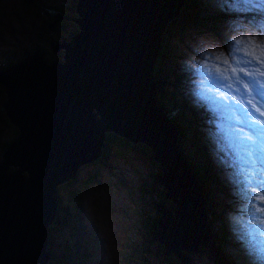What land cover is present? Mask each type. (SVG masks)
Returning <instances> with one entry per match:
<instances>
[{
  "label": "water",
  "instance_id": "1",
  "mask_svg": "<svg viewBox=\"0 0 264 264\" xmlns=\"http://www.w3.org/2000/svg\"><path fill=\"white\" fill-rule=\"evenodd\" d=\"M182 1L75 0L71 19L79 30L67 40L47 39L52 52L62 47L60 58L43 60L35 47L0 69V111L18 129L0 158V264L44 263L58 184L101 154L108 130L146 142L160 163L156 176L178 206L172 217L153 204L161 214L151 233L165 243L162 252L183 264L181 247L202 243L214 264H229L205 222L194 173L176 149V128L155 102L152 61L161 28ZM55 11L56 19L44 14L49 29L62 16Z\"/></svg>",
  "mask_w": 264,
  "mask_h": 264
},
{
  "label": "rangeland",
  "instance_id": "2",
  "mask_svg": "<svg viewBox=\"0 0 264 264\" xmlns=\"http://www.w3.org/2000/svg\"><path fill=\"white\" fill-rule=\"evenodd\" d=\"M209 2L211 6L216 7L217 0ZM218 2V7L211 8V12H221L226 16H218L224 19L218 20L211 33L197 30L185 34L183 55L188 56L186 61L197 67L200 73L192 81L193 88L198 94L211 99L214 113L220 117L219 119L211 117V164L215 176L219 178L220 173L229 187L227 192L226 183L218 181L220 202L236 203L233 208L223 211L222 223L227 227L225 238L233 243V250L244 257L243 261L246 262L243 264H264V212L255 211L264 208V138L258 145L256 164L253 168L248 162L249 153L244 143L248 135L246 127L239 120L235 109L226 107L239 104L241 108L255 112L259 106L256 101L248 104V100L253 96L251 88H244L247 81L237 82L236 76L243 77L249 72H255L256 68L264 71V64L260 63L264 59V55L261 54V47H264V4L261 5L256 0H252L250 5L241 4L240 0ZM27 3L13 0L10 9L6 10L3 0H0V50L19 40L22 30L26 28L25 22L30 23L29 31L31 34L34 33L37 20L30 13L24 14L21 9V5L26 7ZM49 13L55 14L54 19L57 18L56 11ZM76 16L77 11L73 8L70 19ZM72 22L75 23L74 20ZM240 39L243 43L237 44L236 41ZM250 40L253 43H250ZM253 44L257 47L254 48ZM245 45L248 46L247 49ZM256 57H259V60ZM225 59L228 60V64L224 63ZM250 60L252 62L248 63ZM233 67L237 69L244 67L245 72L237 71L234 76L231 71ZM226 68L228 71L221 76V72ZM251 78L264 86V77L257 74ZM263 118L257 113V122ZM5 132L6 135L11 134L6 130ZM107 132L111 133L108 130L105 134ZM224 133L228 140L223 138ZM215 136L218 137L217 141ZM228 141L234 142V146L228 145ZM108 145L113 146L110 148L111 151L104 155L103 163H97L99 155L77 169L74 181L58 185L56 202L59 201L61 206L65 207L68 195H72L76 202L80 201L78 204L80 209L77 208L75 213L74 208L68 215V221L74 223L70 232L57 230L58 217L55 223L50 225L51 221L48 223L52 245L54 243V250L56 253L59 252L53 264H59L57 261L59 256L65 255L66 250L71 249V247L67 249L64 244L68 237L73 239V243L92 245V253L86 257L87 264H165L166 260L161 253L163 245H160L161 242L157 239L153 240L147 233L145 221L148 216L143 200L145 195L149 196V191L145 181L137 178L138 174L146 177V170L150 167L140 157H136L134 165L129 154L130 148L127 149L128 145L125 147L118 138L110 139ZM143 164L145 168L142 167ZM155 165L157 169L159 164L155 162ZM10 168L13 167L9 165L8 169ZM230 175L237 178L232 179ZM84 186L87 188L83 189ZM172 212L174 215V211ZM61 213L67 214V210L61 209ZM236 233L243 237L235 235ZM78 238L83 240L78 241ZM238 238L247 239V242H243L247 247L255 246L254 251H249L257 255L254 261L245 259L246 254ZM215 243L218 247L217 242ZM221 247L223 250L226 249L224 244H221ZM190 256L193 259L191 264H214L211 254L201 253L196 259L198 254L193 252ZM67 257L69 263L71 257ZM194 260H197V263H194ZM233 262L236 264L234 260ZM28 263L30 262L20 264Z\"/></svg>",
  "mask_w": 264,
  "mask_h": 264
},
{
  "label": "trees",
  "instance_id": "3",
  "mask_svg": "<svg viewBox=\"0 0 264 264\" xmlns=\"http://www.w3.org/2000/svg\"><path fill=\"white\" fill-rule=\"evenodd\" d=\"M12 1L13 0H3L6 10L10 9ZM19 1L24 2V0ZM45 3L43 7L40 5L39 0L35 3L29 1L26 7L21 5L24 14L30 13L32 17L34 16L37 20L35 21V31L31 34L29 31L30 23L25 22L26 28L22 30L19 40L10 43L8 45L9 48H7V46L0 50V69L19 60L25 53L30 52L35 47L40 49L43 60L51 61L61 57L62 47H60L61 54L59 57V52L54 54V52L52 53L49 51L47 43V39H49V28L41 12L44 9L49 11V7H52V10L61 11V18H65L63 19V23L61 22L62 24L56 25V31L51 35L52 40L57 42L61 39V35L67 38L77 29V23H73L70 19L75 0H46ZM219 15L226 16L221 12H211V3L209 0H183L178 10L166 19L161 28L155 57L151 65V74L154 83L155 102L176 128V149L181 158L188 164L194 173L197 190L203 197L202 205L204 206L205 222L210 230L214 243L217 242V248L222 251L223 255L226 249L223 250L221 244H224L223 241L227 239L225 238L227 227L221 223L223 211H226L228 208H233L236 203L220 202L221 192L219 190L220 188H217L218 181H224L225 183L226 181L220 173L219 178L215 176L211 164V104L207 100L205 101L198 97L197 92L193 88L192 81L199 76V70L190 62L186 61L187 55H183V36L197 30L211 33V29L215 28V24L218 20L224 19L218 18ZM66 38L65 40L68 39ZM4 96L3 86L0 83V102L3 100ZM5 130L11 134L6 135L7 133ZM17 130V127L14 128L12 124L8 122L5 113L0 111V158L1 152L5 150L7 144L13 137V133L16 134ZM115 134L122 136L124 141H121ZM105 136L106 139L104 142L106 145L109 144L110 139L114 140V137H116L125 147L126 144L128 145L126 148H130L129 154L130 157L132 156L133 161L136 157H140L141 160L143 162L146 161L150 167L147 170L145 169L146 177L138 174L137 178L145 181L147 190L149 189V196H144L143 203L148 216V219L145 221L147 233L152 238L151 231H153V228L150 225L152 223L156 225L157 217L161 214V212L156 210L153 206L154 202L162 203L167 208L170 215L173 213L172 208L176 209L177 207L172 197L164 194L163 191H167L168 188L165 189L166 186H164L156 176V173L162 171L160 163L154 158L151 147L144 141H125L124 135L113 131H111V133L107 132ZM155 162L159 164L157 169ZM135 164L134 161V165ZM142 167L145 168V164H143ZM73 179L74 177L69 178L58 185L62 186L64 183ZM85 188L87 187L84 186L83 189ZM228 188V184L226 183L227 192ZM59 196L62 198L60 193ZM70 196L71 195H68V198ZM76 207L77 204H75V208ZM157 208L160 207L157 206ZM61 209L65 210L66 208L62 207L61 203L58 201L55 206V215L51 223H55L58 217L59 223L56 226L57 230L61 229L62 232H70L71 229H73L74 223L67 219L70 213L67 212V214H62ZM172 217H175V214ZM77 240L81 241L83 239L78 238ZM46 241L45 251L47 256L43 264H53V262H56L55 256L59 254V252L56 253L54 250V243L52 245L49 230ZM72 241L73 239L68 237L67 241L64 243L67 249L68 247H71V249L66 250L67 252L65 255L61 254L59 256L57 259L58 263L87 264L85 261L86 257L88 258L92 253L91 248H88V244L79 245ZM161 244L163 245V247H161V253L163 254V259L166 260L165 264H182L178 256L171 250H167V253H163L162 250H166V246L164 242L160 243V245ZM196 246L198 247L196 251L191 248L181 247L180 253L186 258V260H183V264H191L193 262L190 256L193 252L198 254V256L195 257L196 259L201 253L205 255L206 253L209 255L211 254L210 251L207 252V245L197 243ZM144 248L146 249L145 246ZM67 256L71 257L69 263ZM194 263H197V260H194ZM230 263L234 264L233 260H231Z\"/></svg>",
  "mask_w": 264,
  "mask_h": 264
},
{
  "label": "snow or ice",
  "instance_id": "4",
  "mask_svg": "<svg viewBox=\"0 0 264 264\" xmlns=\"http://www.w3.org/2000/svg\"><path fill=\"white\" fill-rule=\"evenodd\" d=\"M241 4H251L252 0H240ZM250 43H253L251 40L249 41ZM237 44L243 43V40H237ZM247 45H245V49H247ZM253 47H257L256 45L253 44ZM239 50V49H238ZM248 53L246 52V55ZM261 54L264 55V47H261ZM257 60H259V57H256ZM252 61H248V63H251ZM225 64H228V60H224ZM261 64H264V60L260 61ZM230 66V65H229ZM228 69H224V72H221V76H223ZM231 71L233 75L239 71L240 73L245 72V68L241 67L239 69L233 67L231 68ZM259 75L261 77H264V71H261L260 68H256L255 72H249L243 77L236 76V81L241 82L246 80L247 83H244V88H251V91L253 93L252 99L248 100V104H252L253 101H256L257 104L259 105L256 108V111H252L251 109L245 110L244 108H241L239 104L235 105H227L226 107L229 108H234L239 120L244 124L246 127L248 135L245 137L244 143L247 146V151L249 153V164L255 168L256 164V152L258 149V145L261 141L262 138H264V119H260L259 122H257V113H260L261 117H264V111H261V109H264V86L260 85L256 79H252L251 77H254L256 75ZM239 87V85H237ZM228 87H231V85H228ZM256 212H264V208L261 209H256ZM245 238H247L245 236Z\"/></svg>",
  "mask_w": 264,
  "mask_h": 264
},
{
  "label": "flooded vegetation",
  "instance_id": "5",
  "mask_svg": "<svg viewBox=\"0 0 264 264\" xmlns=\"http://www.w3.org/2000/svg\"><path fill=\"white\" fill-rule=\"evenodd\" d=\"M31 3H35V2H38V0H29ZM40 1V5L43 7L44 6V4H46L45 2H46V0H39ZM49 1H52V0H49ZM24 2H25V0H24ZM25 3H27V2H25ZM46 11V12H45ZM53 11H55V10H52V7H49V12H53ZM41 12V11H40ZM49 12H47V10H43L42 12H41V14H42V16L45 18V21L46 22H49V17H48V19L45 17V15L46 14H50V15H52L53 16V14H51V13H49ZM45 14V15H44ZM34 18V17H33ZM66 18H68V17H66ZM63 19H65L64 17L63 18H60V19H58V22H57V24H54L53 26H52V28H50L49 29V39L51 40L52 39V37H51V35H52V33L53 32H55L56 31V25H60V24H62L63 23ZM69 19V18H68ZM62 22V23H61ZM65 22V21H64ZM61 38H66V37H64V36H62L61 35ZM68 38V37H67ZM66 38V39H67ZM54 42V41H53ZM49 47V46H48ZM61 49L59 48V50H57L54 54H56V53H58L59 52V54H58V57H59V55L61 54V51H60ZM49 51L50 52H52L51 51V49L49 48ZM53 53V52H52ZM8 122H9V120H8ZM12 124V123H11ZM12 126L15 128V126L12 124ZM114 134V133H113ZM116 136H118V138L121 140V141H124L123 140V137L122 136H120V135H117V134H115ZM111 146H113V145H106L105 144V142H104V145H103V147H102V152H101V154H100V156L97 158V163H103L102 162V160L104 159V155H106L107 154V152L108 151H111ZM81 166V165H80ZM79 166V167H80ZM11 169V168H10ZM75 179V178H74ZM74 179H73V181H74ZM73 183V182H72ZM149 190V189H148ZM148 199V198H147ZM80 203V201H75V198L71 195L69 198H68V200H67V202H66V205H65V208H66V210H67V212L68 213H70L71 211H73L74 210V208H75V204H77V207L75 208V213H77V208H78V210L80 209V207H79V204ZM159 203V202H158ZM71 205H73V208H71ZM54 215H55V213H54ZM53 218H54V216H53ZM224 245H225V247H226V250H225V252H224V254H223V256L225 257V259L228 261V262H231V260H234L235 261V263L236 264H241L242 262H243V259H244V257L243 256H241L238 252H236V251H234L233 250V243L229 240V239H225L224 241ZM255 250V246L254 245H252L251 247H243V251H245V259L246 258H248V257H250V255H252L251 253H249V251H254ZM209 250L207 249V252H208ZM91 252H92V246H91Z\"/></svg>",
  "mask_w": 264,
  "mask_h": 264
},
{
  "label": "bare ground",
  "instance_id": "6",
  "mask_svg": "<svg viewBox=\"0 0 264 264\" xmlns=\"http://www.w3.org/2000/svg\"><path fill=\"white\" fill-rule=\"evenodd\" d=\"M256 2H258L259 4H264V2L263 1H261V0H256ZM234 58V57H233ZM236 62V61H235ZM233 64V63H232ZM247 68V67H246ZM212 79H214V76H212ZM234 79V78H233ZM230 82V81H229ZM233 85V84H232ZM235 86V85H234ZM232 90V89H231ZM215 91V90H214ZM236 92V91H235ZM220 95V94H219ZM243 95H244V93H243ZM223 96V95H222ZM221 97V96H220ZM229 97V96H228ZM215 98V97H214ZM218 98V97H217ZM230 98V97H229ZM221 99V98H220ZM212 116H214V114L212 113ZM262 118V117H261ZM264 119V118H263ZM226 150V149H225ZM157 161V160H156ZM158 162V161H157ZM262 164H263V162H261ZM162 170V169H161ZM230 177L232 178V179H236L237 177H234L233 178V176L232 175H230ZM261 179V178H260ZM164 185V184H163ZM165 186V185H164ZM178 196V195H177ZM176 199L179 201V202H181V198H179V197H176ZM222 209V208H221ZM217 213V212H216ZM173 215V213H171V216ZM219 216V215H218ZM261 216V215H260ZM117 221V220H116ZM121 221V220H120ZM112 223V222H111ZM222 223V222H221ZM223 224V223H222ZM112 226V225H111ZM225 249V248H224Z\"/></svg>",
  "mask_w": 264,
  "mask_h": 264
},
{
  "label": "clouds",
  "instance_id": "7",
  "mask_svg": "<svg viewBox=\"0 0 264 264\" xmlns=\"http://www.w3.org/2000/svg\"><path fill=\"white\" fill-rule=\"evenodd\" d=\"M91 246H92V245L89 243V244H88V248H91Z\"/></svg>",
  "mask_w": 264,
  "mask_h": 264
}]
</instances>
